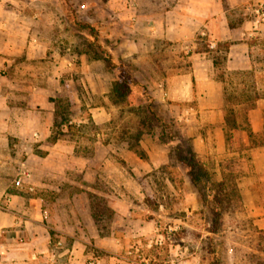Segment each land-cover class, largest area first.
<instances>
[{"label":"rangeland","instance_id":"374dc122","mask_svg":"<svg viewBox=\"0 0 264 264\" xmlns=\"http://www.w3.org/2000/svg\"><path fill=\"white\" fill-rule=\"evenodd\" d=\"M157 1L159 7L167 2ZM48 2L58 15V40H49L46 56L21 65L33 69V82L50 87L47 93L53 109L58 106L61 124L55 127L52 121L45 140L17 138L12 140V148L24 157L28 147L42 153L39 143L51 144L54 136L73 146V163L78 168L86 166L88 173L68 169L63 196H71L69 204L79 207L88 193L95 194L92 200L102 212L98 226L103 233L111 222H117L111 205L119 197L131 203L134 215L155 218L159 235L142 243L133 238L135 243H124L119 256L131 258L124 250L135 249L136 244L146 260L135 258L147 264H264L263 149L251 154V163L247 153L238 150L245 132L232 128L223 141L216 124L205 121L212 108L209 95L200 92L197 81H189V73L204 66L205 58L223 57L226 41L215 43L207 33L192 27L193 23L185 33L167 39L161 36L162 27L149 26L152 20L139 10L133 12L128 0ZM260 2L264 0H244L231 7L226 11L231 25L255 21L254 10ZM145 3L144 8L151 7L152 3ZM133 13L136 20L131 19ZM259 23L262 25L247 40L251 75L224 70V62L213 73L224 80L217 93L223 109L234 110L233 115L228 113L230 124L244 128L242 108L248 101L242 89L256 90L259 98L251 117L256 142L264 141V21L256 26ZM215 49L217 53H213ZM105 56L116 64L123 62L130 80L137 82L122 101L110 93L111 83L121 73L117 67L107 66ZM183 78L193 93L191 99L161 98L158 84L164 89L173 84V90L182 91ZM198 94L205 95L204 99ZM212 95L216 97V92ZM191 153L197 163L196 185L178 160L179 156L188 160ZM161 158L164 163L158 164ZM18 171L17 164L15 177ZM34 192L55 201L57 191L36 187ZM214 208L221 214L217 223ZM104 262L113 261L104 258Z\"/></svg>","mask_w":264,"mask_h":264},{"label":"crops","instance_id":"0c3cea01","mask_svg":"<svg viewBox=\"0 0 264 264\" xmlns=\"http://www.w3.org/2000/svg\"><path fill=\"white\" fill-rule=\"evenodd\" d=\"M144 2L152 3L151 7L144 8ZM157 3V0H128L133 12L139 10L145 19L152 20L149 26L162 27L161 36L173 39L178 32L185 33L186 27L190 29L193 23L192 27L207 33L215 43H228L224 62L227 70L251 69L247 40L254 33L253 30L259 29L262 24L256 26L255 21L244 20L231 25L226 14L231 7L242 5L244 0H167L161 3V7L160 2ZM53 10L48 0H38L37 3L0 0V264H89L87 260L92 256L100 257V262L93 264H111L113 262H104V258L109 261L128 258L118 255L124 243L131 240L134 244L133 238L138 243L145 238L152 241L153 236L159 235L155 218L134 215L131 203L119 197L113 202L114 206L111 205L113 219L117 222H111L103 233L98 221L91 215L88 197L81 200L79 207H75L69 204L72 202L71 196H63V186L67 181L64 174L68 169L88 173L84 170L86 166L78 168L73 163V146L61 143L59 139L51 144L40 142L38 148L44 152L35 153L28 147L24 152L25 157L23 152L11 146L12 140L17 138L38 141L50 135L54 119L52 101L47 93L50 87L33 82V69L21 64L25 60L46 56L48 43L57 42L60 23L56 8ZM131 19L136 20L134 13ZM203 63L204 66H196L189 73V81L191 84L197 81L200 92L209 95V107L212 108L205 121L216 124L222 140L226 142L223 105L217 93L222 84L213 77L215 67L211 57L205 58ZM183 79L185 88L182 91L173 90V84L166 89L158 84L161 98L191 99L193 93L187 88L186 78ZM213 91L216 97H213ZM204 96L199 95L201 99ZM257 102L248 111L253 136L257 135V131L251 117ZM237 131L245 132L241 129ZM242 142L238 149L240 153L246 152L249 158L258 148H262L264 158V141L250 146L247 135L243 134ZM249 160L252 163V158ZM160 163H164L163 158L159 160ZM17 164L19 171L15 177ZM21 172H24V181L20 187H16L13 182ZM36 187H50L61 193L56 192L53 197L55 201H49L44 195L35 194ZM113 223L121 227L114 228ZM116 230L122 233L119 235ZM134 248L124 250L131 253L127 264H147L135 258L138 256L146 260L140 245L135 244Z\"/></svg>","mask_w":264,"mask_h":264},{"label":"trees","instance_id":"16d2710c","mask_svg":"<svg viewBox=\"0 0 264 264\" xmlns=\"http://www.w3.org/2000/svg\"><path fill=\"white\" fill-rule=\"evenodd\" d=\"M80 25L82 27H85V28L89 27L88 24H80ZM227 48H228V43H225V51L227 50ZM217 52H218V49H215L213 51V53H217ZM225 58H226L225 53H224L223 57H219V56H214V57L212 56L211 57V59L213 61V66L215 67V69L218 67V65L221 62H225ZM103 59L106 62L107 66H109L111 68L117 67L119 72L121 73V76L118 79H115L111 83L110 93L114 98L122 101L126 97L127 93L130 91L131 86L136 85L137 82L134 80H130V78L128 76L129 74L125 70V68H124L125 64L123 62L120 61L118 64H116L113 61L111 56H105ZM225 69L226 68L224 67V70ZM235 71L237 73H240V74L251 75V72L249 70H235ZM223 74H224V72H223ZM216 79L218 81H224L222 78H216ZM242 90H243L242 91L243 95L246 97V101H248L245 103L244 108H242V113H243L242 116H243V121L245 122V126L243 128L239 124H236L234 122L230 124L229 115L230 114L233 115L234 110L231 109V110H229L230 112H227L225 109H223L224 120H225V133H227V135H231L232 128L233 129H241V130L245 131L250 146L257 145L259 143L261 144V143H263V141H259V142L254 141L253 132L250 128L249 121H248V111L255 107L256 101L258 100L259 96H258L256 90H254V87H248L245 89L243 87ZM249 92H251L252 94H249ZM228 113H230V114H228ZM58 116H59L58 106H55L54 119H53V125L55 127H57L61 124V122H58ZM57 139H58V137L54 136L52 141L55 142ZM139 155H141V157H142V154H139ZM178 160L182 164V166L186 168V172L189 175L192 183L194 185L198 184L199 176H197L198 174L194 173V171H195L194 169L197 166V163L194 161L193 153H191V156L189 157L188 160L184 157H181V156L178 157ZM198 192L201 196H204L200 190H198ZM88 198H89V202H90L91 215L95 221H99L102 218V212L96 210V205L94 204V202L92 200V198H96V196H95V194L88 193ZM214 212H215V216H216L215 221L217 223L221 218V214L215 208H214Z\"/></svg>","mask_w":264,"mask_h":264},{"label":"built area","instance_id":"2783aa9c","mask_svg":"<svg viewBox=\"0 0 264 264\" xmlns=\"http://www.w3.org/2000/svg\"><path fill=\"white\" fill-rule=\"evenodd\" d=\"M254 11L256 14L255 22L257 23L260 20L264 21V2H260L259 6L257 8H255ZM23 175H24V172H21L19 174V176L14 180L13 183L16 187H20L23 184V181H24ZM59 244H60V242H59ZM98 262H100V260L97 258H90L88 261L89 264L98 263ZM127 263H128V261H124L123 259L119 258V259H116L115 261H113V263H111V264H127Z\"/></svg>","mask_w":264,"mask_h":264}]
</instances>
